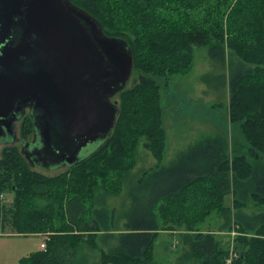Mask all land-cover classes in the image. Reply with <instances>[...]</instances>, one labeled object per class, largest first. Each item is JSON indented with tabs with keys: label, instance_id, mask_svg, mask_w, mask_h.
<instances>
[{
	"label": "trees",
	"instance_id": "1",
	"mask_svg": "<svg viewBox=\"0 0 264 264\" xmlns=\"http://www.w3.org/2000/svg\"><path fill=\"white\" fill-rule=\"evenodd\" d=\"M69 1L94 17L104 34L126 42L133 69L147 78L118 93L115 127L105 141L68 167L66 179L25 168L14 148L3 149L0 231L47 234L45 248L21 257L18 264H76L82 245L98 251L96 264H161L154 260L153 248L163 231L179 234L184 247L179 263L193 259L197 264H264V213L239 212L245 198L264 207V0H238L225 24L220 19L212 29L214 13L207 6L200 23L188 17L189 11L211 0ZM194 46H207L214 67L222 70L218 78L223 95L226 90L229 96L228 119L238 126L249 146L248 157L255 161L251 164L245 155L230 157L220 136L202 138L168 165L135 179L123 229L116 231L115 210L106 208L104 201L121 192L134 164L127 143L144 135L146 147L158 159L164 148L161 87L154 77L187 73ZM32 131L29 120L22 122V138ZM229 194L232 209L225 203ZM6 195H12L11 202ZM209 218L218 224L217 233L201 229ZM230 229L256 233L250 238L237 234L225 249L217 234ZM97 237L114 243L100 249Z\"/></svg>",
	"mask_w": 264,
	"mask_h": 264
},
{
	"label": "water",
	"instance_id": "2",
	"mask_svg": "<svg viewBox=\"0 0 264 264\" xmlns=\"http://www.w3.org/2000/svg\"><path fill=\"white\" fill-rule=\"evenodd\" d=\"M14 17L20 18L33 62L31 71L19 72L25 41L18 46L1 41L5 73L0 88L7 93L29 87L33 108L45 112L44 126L37 127L34 141L24 147L30 150L38 142L40 151L50 157L45 164L28 161L48 169L49 165L68 168L113 130L119 110L111 99L130 79L131 49L123 40L104 34L94 17L69 0H0V30L9 42ZM68 66L74 67L68 70Z\"/></svg>",
	"mask_w": 264,
	"mask_h": 264
},
{
	"label": "rangeland",
	"instance_id": "3",
	"mask_svg": "<svg viewBox=\"0 0 264 264\" xmlns=\"http://www.w3.org/2000/svg\"><path fill=\"white\" fill-rule=\"evenodd\" d=\"M237 3L238 0H211L208 5L203 2L193 11H189L188 13H191V15L188 17L193 21L197 19L195 22L200 23L199 16L206 15L204 7L207 6V11L212 9L214 13L211 20V22H213L212 29L214 25L218 24L220 19L223 25L225 24L229 12L232 7L234 8L238 5ZM248 36L252 37V34ZM254 48L248 47V50ZM230 53L231 52L228 51V54ZM221 73L222 70L219 67L215 68L210 60L207 46H194L190 70L187 73L174 74L167 78L154 77L157 80L156 83L161 87L163 108L162 127L165 132L163 138L164 148L161 158L158 159L154 157L152 151L146 147L148 141L144 135H139L135 141L127 143L129 145L127 148L133 153L134 164L122 181L121 192L107 195L104 201L106 208L115 210V217L112 220V224L113 228L117 229L116 231H121L123 229V223L125 221L123 216L129 208L130 199L128 191L135 179L141 176L145 171L168 165L202 138L220 136L228 145L227 152L230 154V157L234 155H245L251 164L255 161L254 158L248 157L247 153L249 146L242 137L238 126L230 123L228 119L227 105L229 96L226 90H224L223 95L220 78H218ZM144 78H147L144 72L133 69L125 89L130 91L136 88ZM125 89L123 91H125ZM111 101L116 103L120 111V94L115 95ZM117 120L118 117L116 118V121ZM15 133L17 136V140L15 139L16 141L0 143V158L4 148L12 147L20 155L22 162L25 163V168H31L30 170L49 178L63 177L66 179L64 176L69 177L70 170L67 166L52 168L51 165H49L48 169L40 167L38 164H31L25 156L24 145L26 143L31 144L35 136L31 134L27 139L21 138V122L15 125ZM96 146L97 145L91 147L88 152L93 151V148ZM86 154L83 156L85 157ZM260 157L264 161V152L260 154ZM5 197L7 203L11 202L12 195H6ZM67 197L68 195L64 196L63 199ZM46 203V201H39L40 205H45ZM225 203L226 206L232 209V196L230 194L225 197ZM239 212L240 214L253 216L260 212L264 213V207H255L252 199L245 198L244 204ZM219 221L221 224L222 220L220 219ZM235 227L237 226L235 225ZM258 227L259 225L257 228ZM201 229L213 230L217 233L218 224H216V221L213 222V220L209 218L208 221L202 225ZM230 230L228 232L224 230L220 232V234H217V238L221 240V244L225 249H230V246L234 244L235 237H240L243 236L242 234H245L250 238L256 233V229L247 233L240 230L236 233V230ZM44 237L45 236L41 234H18L10 228H5L3 231H0V264H18L21 257L35 252L39 248V244L41 241H44ZM106 241L107 239L102 240L97 237V246L100 247V249L107 250V245H113L114 240H109L107 243ZM183 251L184 247L180 244L179 234L163 231L158 234L155 240L153 256L154 260L161 264H185L179 263L178 261L176 262ZM190 260L191 261L187 262V264H197L193 259ZM98 261V251L89 250L85 245L79 247L76 264H96Z\"/></svg>",
	"mask_w": 264,
	"mask_h": 264
},
{
	"label": "flooded vegetation",
	"instance_id": "4",
	"mask_svg": "<svg viewBox=\"0 0 264 264\" xmlns=\"http://www.w3.org/2000/svg\"><path fill=\"white\" fill-rule=\"evenodd\" d=\"M19 19V17H14L13 25L9 28L7 38L10 39V42L6 39H3L4 36L1 30L0 42L4 41L3 43L6 42L7 45L12 44V46H18L22 42V40L25 41L23 43V47L20 50V61L22 62V67L18 68V71L27 72L31 71L33 53L31 51H26V38H24V36L22 35L23 27L18 23ZM2 47L3 45L0 43V53ZM4 63L5 62L0 63V76L5 73V70L2 67ZM27 89L28 90H26L25 86L23 88L10 90L7 93H4L2 90H6V88H0V143H5L3 140H5L6 137L9 139L14 138L17 140L15 125L18 122H21L22 124V122L29 120L33 126L32 134L34 136L37 133V127L44 126L42 122L45 119V112L43 114L42 110L33 108L35 101L27 95L29 94V87ZM8 121H11L9 125L7 124ZM29 149L30 150H25V156L29 161H40V163L42 164L48 162L47 157L50 156L40 151V145L38 142L34 143L31 147H29Z\"/></svg>",
	"mask_w": 264,
	"mask_h": 264
},
{
	"label": "built area",
	"instance_id": "5",
	"mask_svg": "<svg viewBox=\"0 0 264 264\" xmlns=\"http://www.w3.org/2000/svg\"><path fill=\"white\" fill-rule=\"evenodd\" d=\"M46 239L47 238H45V241H46ZM45 248V242H42L41 244H40V249H44Z\"/></svg>",
	"mask_w": 264,
	"mask_h": 264
},
{
	"label": "crops",
	"instance_id": "6",
	"mask_svg": "<svg viewBox=\"0 0 264 264\" xmlns=\"http://www.w3.org/2000/svg\"><path fill=\"white\" fill-rule=\"evenodd\" d=\"M41 235H44V236H45V235H47V234H41ZM41 243H42V241L40 242V244H41ZM40 244H39V248H38L37 250H40ZM37 250H36V251H37Z\"/></svg>",
	"mask_w": 264,
	"mask_h": 264
},
{
	"label": "bare ground",
	"instance_id": "7",
	"mask_svg": "<svg viewBox=\"0 0 264 264\" xmlns=\"http://www.w3.org/2000/svg\"><path fill=\"white\" fill-rule=\"evenodd\" d=\"M78 66H80V65H78ZM74 66H68L67 67V69L69 70V69H71V68H73Z\"/></svg>",
	"mask_w": 264,
	"mask_h": 264
}]
</instances>
